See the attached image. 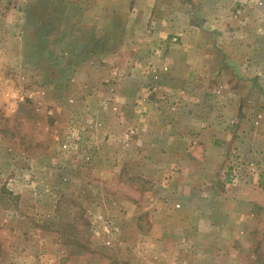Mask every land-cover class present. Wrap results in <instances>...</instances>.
Masks as SVG:
<instances>
[{
	"label": "rangeland",
	"instance_id": "374dc122",
	"mask_svg": "<svg viewBox=\"0 0 264 264\" xmlns=\"http://www.w3.org/2000/svg\"><path fill=\"white\" fill-rule=\"evenodd\" d=\"M146 1H153L149 16ZM176 3L178 27L155 38L156 23L175 13ZM95 6L94 0H0V264H207L190 254L181 233L171 234L182 230L175 214L158 209L176 187L126 160L131 152L123 145L144 131V119L153 120L158 102L118 110L122 127L104 133L109 112L97 113L101 97L94 93L108 82L98 72L111 66L125 75L133 59L168 54L169 44L176 55L186 40L202 44L198 77L166 103H183L192 119L232 123L235 146L226 155L243 170L237 177H248L244 170L255 169L247 163L249 141L264 136V0H120L115 19H98L100 27L115 26L100 40L111 46L107 53L78 28ZM87 55L86 63L76 62ZM143 83L134 78L133 87ZM150 98L159 101L154 93ZM257 152L264 157V149ZM260 201L253 255L228 260L264 262V192ZM164 223L172 228L167 238L159 228Z\"/></svg>",
	"mask_w": 264,
	"mask_h": 264
},
{
	"label": "crops",
	"instance_id": "0c3cea01",
	"mask_svg": "<svg viewBox=\"0 0 264 264\" xmlns=\"http://www.w3.org/2000/svg\"><path fill=\"white\" fill-rule=\"evenodd\" d=\"M118 1L120 0H94L96 6L91 12L92 16L88 23L83 24L81 19L77 21L80 31L94 38V40L90 39L91 43L101 42L97 49H102L103 53L109 52L108 49L111 46L103 47V41L100 40L107 33H112L115 26L109 23L108 26L100 27L98 19L105 15L115 19V16H118L115 9ZM146 2L149 6H145L143 10H147L146 14L149 16L153 1ZM179 8L180 4L176 3L175 13L168 17L164 13L165 16L158 22L156 21L155 38L162 36L165 32L166 35V30L170 29L169 26L172 24L176 28L178 27V23L175 22L178 17L175 15ZM179 13L182 15V12ZM170 17L174 18V21H170ZM176 28L175 30H177ZM201 46L202 44L199 42L189 43L186 40L181 43L182 50L176 55L177 47L175 44H169L165 47L170 49L168 54H164L163 50L142 62L139 59H133L131 63L135 67L130 68L131 71L127 69L125 75L111 66L109 67L111 69L104 73L103 70H100L98 74L107 76L103 80L108 82V85L106 88L99 87L94 93L95 96L97 94L101 97L98 99L96 111L101 116L104 112H106L105 114L109 112L107 114L108 127L104 128L106 130L104 133H109L116 131V128L120 126L117 124V120L120 121L122 117L117 119L118 110L123 109L125 113H128L134 107L133 111L135 112L138 102L143 106H149L152 104L151 101L154 102L153 104L158 102L154 108L159 107L160 109L153 120L145 121L144 119L141 125L144 131L138 133V138L123 145L124 149L129 148L131 152L128 154L130 157H126V160H137L142 163L141 173L146 176L154 177L160 173V184L163 186L167 185L170 180L171 187H176L173 188L175 191L173 199L163 196L159 199L158 209L166 211L168 209L175 214L174 225L181 224L182 230L177 228V231L171 234L181 233V237L190 242L188 251L191 255L206 258L207 264L214 262L221 264V261L240 264L242 260H239L240 257L253 255L256 249L254 232H251V229L257 226V209L262 205L260 200L264 192L262 179H259V176L264 177V157L257 152L259 149H264V136L252 137L249 141L254 147L249 146L252 152L248 157L251 160H247V163L254 166L255 169L244 170L248 177L240 175L238 178L237 173L241 174L243 170L238 168L237 163L232 165L231 154L230 156L226 155L235 146L234 137L231 135L232 125L230 124L232 123L228 121V123L222 124L219 120L204 122L195 117L192 119L191 116H186L183 103H166L165 97L176 95L178 91L182 90L183 84L187 85L189 80L198 77L199 63L203 57H198L196 53H198L197 48ZM92 54L99 55L100 53L97 50ZM88 59L89 55L76 62L78 64L83 61L86 63ZM77 71H79L78 68ZM85 71L87 72L88 69ZM89 71L91 72V70ZM138 77H143L145 84H141L135 90L133 81ZM123 82L126 83V87L120 91L116 87ZM184 87L187 89L186 86ZM153 93L158 96L159 101L150 98ZM129 100L131 103L128 105ZM222 107L223 112H229V104ZM154 108L151 105L149 114L154 115ZM167 111L172 113L169 118L165 115ZM164 112L165 114L161 115ZM194 120L195 122L192 124L196 127L189 131L193 126L191 121ZM184 123L189 125L186 126ZM104 124L100 121V128L103 129ZM110 128L111 130L108 131ZM205 150L211 155L207 156ZM227 159H229L228 165L226 164ZM119 160L121 159L117 155L112 158V161L116 163ZM166 167L169 170H165ZM167 192L166 196L170 197L172 194L167 195ZM165 224H161L159 228L167 238L172 228ZM234 240L239 241L237 247L234 246ZM236 255L239 257L238 260L227 259Z\"/></svg>",
	"mask_w": 264,
	"mask_h": 264
}]
</instances>
